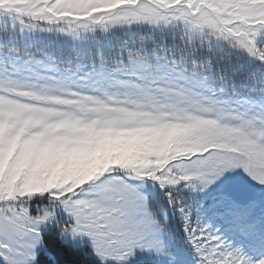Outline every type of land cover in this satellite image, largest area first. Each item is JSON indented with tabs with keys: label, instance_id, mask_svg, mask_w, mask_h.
I'll return each mask as SVG.
<instances>
[{
	"label": "snow or ice",
	"instance_id": "obj_1",
	"mask_svg": "<svg viewBox=\"0 0 264 264\" xmlns=\"http://www.w3.org/2000/svg\"><path fill=\"white\" fill-rule=\"evenodd\" d=\"M264 264V0H0V264Z\"/></svg>",
	"mask_w": 264,
	"mask_h": 264
},
{
	"label": "trees",
	"instance_id": "obj_2",
	"mask_svg": "<svg viewBox=\"0 0 264 264\" xmlns=\"http://www.w3.org/2000/svg\"><path fill=\"white\" fill-rule=\"evenodd\" d=\"M46 261L51 262V264H95L94 258L87 257L86 255L81 257L59 248H57V251L53 255L47 256Z\"/></svg>",
	"mask_w": 264,
	"mask_h": 264
}]
</instances>
